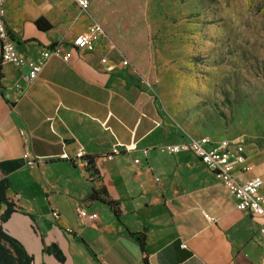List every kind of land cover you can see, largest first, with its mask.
Wrapping results in <instances>:
<instances>
[{
	"label": "crops",
	"instance_id": "crops-1",
	"mask_svg": "<svg viewBox=\"0 0 264 264\" xmlns=\"http://www.w3.org/2000/svg\"><path fill=\"white\" fill-rule=\"evenodd\" d=\"M9 2L5 22L20 54L34 58L55 44L69 52L67 62L50 57L30 83L27 68L0 62V178L13 205L0 224L33 264H143L133 233L144 235L148 264H264L262 219L238 211L193 155L158 151L184 138L112 49L102 40L92 53L69 49L88 18L70 0H31L21 17ZM41 17L46 32L34 25ZM14 86L22 89L16 99ZM74 205L96 219L78 217ZM48 246L63 261L43 252Z\"/></svg>",
	"mask_w": 264,
	"mask_h": 264
},
{
	"label": "rangeland",
	"instance_id": "rangeland-1",
	"mask_svg": "<svg viewBox=\"0 0 264 264\" xmlns=\"http://www.w3.org/2000/svg\"><path fill=\"white\" fill-rule=\"evenodd\" d=\"M91 2L105 33L99 46L128 61L171 128L241 141L249 171L264 175V0ZM30 4L7 9L21 17Z\"/></svg>",
	"mask_w": 264,
	"mask_h": 264
},
{
	"label": "built area",
	"instance_id": "built-area-1",
	"mask_svg": "<svg viewBox=\"0 0 264 264\" xmlns=\"http://www.w3.org/2000/svg\"><path fill=\"white\" fill-rule=\"evenodd\" d=\"M7 1L0 0V62L10 63L17 69L27 68L28 72L24 76L26 83L37 78L50 57H59L67 62L69 52H64L61 44H55L40 51L39 55L34 58H27L17 51L16 43L5 22ZM70 1L81 14L88 18L89 25L87 30L77 35L68 47L69 49L75 48L82 52L92 53L97 42L105 38L104 30L90 15V0ZM101 62L106 63V60L102 59ZM120 62L122 66L128 67L129 65L125 58H122ZM111 69L112 67L108 66V70ZM11 91L15 99L22 93L19 86H14ZM157 149L168 156L181 153L193 155L235 199V207L238 211L247 212L262 219L259 233L264 234V193L261 192V189L264 188V175H257L246 181L239 179L238 174L249 171V167L245 164L244 146L241 141L221 140L214 142L205 136H185L181 141L165 143L158 146ZM84 156V153L80 154V157ZM135 163H138V160H135ZM28 164H33V162ZM73 209L80 218L96 219V214H87L78 205H74ZM51 215L53 218H57L58 213L53 211Z\"/></svg>",
	"mask_w": 264,
	"mask_h": 264
},
{
	"label": "trees",
	"instance_id": "trees-1",
	"mask_svg": "<svg viewBox=\"0 0 264 264\" xmlns=\"http://www.w3.org/2000/svg\"><path fill=\"white\" fill-rule=\"evenodd\" d=\"M34 25L38 31L46 32L51 28V25L44 19L38 18ZM9 188V182L4 177L0 178V205L5 206V211L0 216V223H3L8 216L12 213L13 205L8 202L5 192ZM92 197L95 194L91 195ZM110 209L112 210L114 216L117 218L119 216L120 210L117 208L116 204L109 202ZM131 238L137 243L141 250L142 263L148 264L147 261V251L145 249L144 235L140 233L130 234ZM43 252L53 255L54 258L61 262L63 261L62 254L55 246H48L43 248ZM0 264H33V258L29 256L22 245L14 238L7 235L1 224H0ZM43 264V263H41Z\"/></svg>",
	"mask_w": 264,
	"mask_h": 264
}]
</instances>
